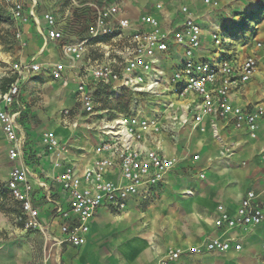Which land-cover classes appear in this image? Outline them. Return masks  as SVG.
<instances>
[{"label": "crops", "instance_id": "crops-1", "mask_svg": "<svg viewBox=\"0 0 264 264\" xmlns=\"http://www.w3.org/2000/svg\"><path fill=\"white\" fill-rule=\"evenodd\" d=\"M2 1L5 0H0V9ZM89 1L38 0L40 17L43 18L46 13L55 15L64 39L46 42L34 21L20 24L23 41L26 42L23 62L35 59L42 66V71L29 79L19 80L20 95L13 106L7 107L0 102V111L18 114L19 136L25 141L20 164L28 165L32 173L51 185L55 197L65 207H68L67 198L55 181L60 171L55 170V158L42 143L43 135L53 132L66 144L67 162L79 169L85 168L95 158L94 149L100 142V135L93 125L90 126L94 119L87 117L78 103L73 74H68V81L54 80L50 69L55 63H68L63 55L64 43L76 42L87 35L86 26L91 19L90 8L86 6ZM113 2L121 9L116 22L124 18L135 25L144 15L150 14L158 18L164 29L178 26L182 22V6H189L204 28V47L199 57L204 59L209 53L215 26L208 24L209 27H205L207 20L214 23L211 18L201 20L198 10L203 5L202 0ZM159 3L163 4L161 10L157 9ZM6 14L11 18L9 10ZM40 27L44 34L47 33L43 19ZM226 53H236L242 60L254 54L259 61L255 77L233 94L232 103L247 108L259 106L258 102L264 103V51L254 47L245 55L227 49ZM99 56L97 46L90 48L82 65L89 66L95 59L99 60ZM182 56L181 48L173 45L160 67L170 74L181 62ZM98 89L101 90L99 95L107 102L124 92ZM65 111H69V115ZM172 112L181 114L180 108L169 110L167 107L161 119L167 121ZM216 122L217 130L210 117H206L198 127L171 122L170 130L164 135L163 152L176 160L175 167L147 198H129L124 211L100 209L91 222L87 243L83 247L69 244L56 247L48 240L62 237L59 222L50 226L46 236L25 231L15 223V226L3 223L0 232L4 236L9 234L11 239H0V264H161L162 260L178 251L183 254L171 264H264V225L233 231L216 227L219 207L223 206L230 215H234L249 191L255 192L258 202L264 205V118L259 123L255 139L246 130L225 126L220 120ZM9 148L0 124V175L4 177L5 185L15 166L9 159ZM226 149H231L230 156L222 154ZM195 156H199V160L196 161ZM187 191L193 192V195H188ZM42 195L43 192L37 189L34 197L45 222L51 217L53 208ZM8 197L16 208L13 215L16 217L19 206L9 193ZM216 238L232 239V249L226 253L201 252L194 255L188 252L193 246H203ZM236 245H241L242 249L236 250ZM45 249H49L50 253Z\"/></svg>", "mask_w": 264, "mask_h": 264}, {"label": "built area", "instance_id": "built-area-1", "mask_svg": "<svg viewBox=\"0 0 264 264\" xmlns=\"http://www.w3.org/2000/svg\"><path fill=\"white\" fill-rule=\"evenodd\" d=\"M10 4V16L17 24L36 26L46 42H60L64 34L58 29V22L52 13L39 15L38 0H5ZM211 7L214 0H202ZM90 22L86 26L87 35L76 42L64 43L63 55L68 63L52 65L54 80L68 81L73 74L77 100L90 119H94V129L100 135V142L94 149L93 161L79 169L67 162V145L53 132L43 135L42 143L48 153L55 158L54 168L60 173L55 181L66 196L68 207L55 197L53 187L32 173L29 166L20 164L24 157L25 141L21 139L17 113L0 111V124L10 145L8 155L15 164L6 181L10 198L19 206L16 223L25 231L47 235L50 226L60 223L62 237L48 238L56 247L69 244L76 248L87 243L90 225L97 212L109 208L122 212L127 208L129 198H147L158 187L167 174L175 167L176 160L163 152L164 135L171 128V122L181 126L202 125L206 117L212 118V125L218 129V120L236 130H246L253 139L257 138L259 123L263 119L264 108H247L234 105L232 96L249 84L258 70L259 61L254 54L239 59L226 53V39L220 32L211 34L212 43L221 50L219 59H202L204 31L189 6H182V22L173 29H164L154 15H144L138 23L132 24L121 18L120 7L113 0H90ZM163 4H157L161 10ZM43 19L47 26L44 34L40 27ZM25 47L23 33H16ZM177 45L183 51L181 62L167 74L160 67L171 46ZM99 48L100 58L89 66L82 65L88 50ZM255 49L264 51V43L258 42ZM20 78L38 74L42 66L35 61L16 62L12 69ZM19 82V81H18ZM18 82L0 94V102L7 107L15 104L20 95ZM101 88L114 91H130L135 94L174 96L168 109L180 108L181 114L172 112L167 121L142 117L134 114H118L112 108L104 107L99 95ZM69 111H65L69 115ZM204 131V130H203ZM224 156L232 154L226 149ZM199 156L194 159L199 160ZM204 179L205 175H201ZM39 189L43 198L53 208L48 221L41 218V207L35 204V193ZM188 195L193 192L187 191ZM216 227L228 231L247 230L264 225V205L258 202L255 192L249 191L234 215L223 206L219 207ZM232 239L216 238L203 246H193L191 254L226 253L233 247ZM236 245V250H241ZM183 252L170 254L161 264H171Z\"/></svg>", "mask_w": 264, "mask_h": 264}, {"label": "rangeland", "instance_id": "rangeland-1", "mask_svg": "<svg viewBox=\"0 0 264 264\" xmlns=\"http://www.w3.org/2000/svg\"><path fill=\"white\" fill-rule=\"evenodd\" d=\"M2 2V8L0 9L3 19L0 22V90L2 86L1 80L3 79L13 77L15 78L14 83H16L20 79L31 78V75L20 78L12 71L14 64L16 62H23L26 56L23 51L24 46L16 36L17 31L21 30V27L6 14L10 8V4L6 1ZM203 5H200L198 10L201 20L211 18L217 24L211 23L210 20L204 23L206 24L205 27H209L208 24H211L212 27L215 26L213 32H220L223 38L226 39L224 43L226 46L224 48L228 51H238L239 54L245 55L258 42L263 43L264 0H214L211 7ZM201 26L203 28V25ZM209 50V53L205 55L206 60L214 61L220 58L221 50L211 42ZM233 54L236 55V53ZM102 89L106 91V88ZM161 96L150 94L139 95L130 91H124L118 98L114 96L110 102H107L106 98H104L102 103L104 107L112 108L118 114L126 113L161 119L160 116L163 115L164 109L168 107L166 102L172 101L175 98L174 96ZM257 104L259 105L257 107L264 108V103L258 102ZM15 210L16 208H14L8 197L4 177L0 175V228H2L3 223L7 225L17 224V216H13ZM19 227L21 226L19 225ZM0 239L4 241L11 238H9V234H5L4 236L0 232ZM45 251L50 253L49 249H45Z\"/></svg>", "mask_w": 264, "mask_h": 264}, {"label": "trees", "instance_id": "trees-1", "mask_svg": "<svg viewBox=\"0 0 264 264\" xmlns=\"http://www.w3.org/2000/svg\"><path fill=\"white\" fill-rule=\"evenodd\" d=\"M2 21H3V19H2V16L0 14V22H2ZM14 81H15V78H13V77L9 78V79L1 80V84H2L1 90H0L1 94L5 93L9 89V87L14 83Z\"/></svg>", "mask_w": 264, "mask_h": 264}, {"label": "bare ground", "instance_id": "bare-ground-1", "mask_svg": "<svg viewBox=\"0 0 264 264\" xmlns=\"http://www.w3.org/2000/svg\"><path fill=\"white\" fill-rule=\"evenodd\" d=\"M161 95H162V96H166V94H164V92H163ZM162 96H161V97H162ZM216 137H217V135H216Z\"/></svg>", "mask_w": 264, "mask_h": 264}]
</instances>
